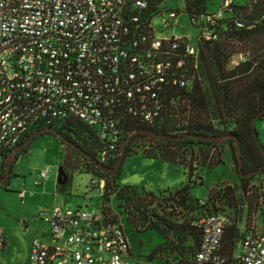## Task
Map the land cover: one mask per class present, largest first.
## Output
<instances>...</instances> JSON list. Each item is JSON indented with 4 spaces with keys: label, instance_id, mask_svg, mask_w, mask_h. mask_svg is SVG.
<instances>
[{
    "label": "built area",
    "instance_id": "2783aa9c",
    "mask_svg": "<svg viewBox=\"0 0 264 264\" xmlns=\"http://www.w3.org/2000/svg\"><path fill=\"white\" fill-rule=\"evenodd\" d=\"M167 1L149 14L148 0H0V149L14 150L34 125L79 121L96 131L105 163L123 144L124 118L157 120L169 87L193 80L186 66L197 68L198 42L216 40L219 21L234 6L254 3L223 0L216 13L193 14V45L186 36L166 34L186 14L185 0L176 10ZM49 173L41 169L34 184ZM39 216L48 232L33 240L30 264H154L134 259L120 218L62 206ZM233 224L224 213L194 221L202 232L197 263L223 264L219 249ZM4 244L0 233V250ZM237 257L240 264H264V231L244 232Z\"/></svg>",
    "mask_w": 264,
    "mask_h": 264
},
{
    "label": "trees",
    "instance_id": "16d2710c",
    "mask_svg": "<svg viewBox=\"0 0 264 264\" xmlns=\"http://www.w3.org/2000/svg\"><path fill=\"white\" fill-rule=\"evenodd\" d=\"M148 1V13L152 14L162 0ZM253 1L254 3L234 6L226 13L216 27V40L198 42L197 68H193L191 62L186 66H190L188 75L193 76V80L184 87H169L157 120L152 124H145L136 122L129 116L124 118L122 143L125 140L127 142L123 160L130 155L141 154L147 159L181 166L186 174V182L179 188L169 190L166 196L157 197L152 191L139 190L135 186H119L116 180L122 162L115 174H112L100 169L84 154L70 147L105 181L101 211L106 216L119 219L105 204L113 195L119 202V216L123 214L134 231H154L161 237V243L154 248L147 261L160 260V256H164L167 260L171 257L172 264H200L195 257L200 248L202 232L194 225V221L208 214L219 213L215 208L213 194H220L222 191L223 197L229 201L234 199V194L232 188L226 187L223 190L211 189L207 201L193 197L192 188L202 184V178L196 174L199 167L213 169L222 164L224 153L228 149L238 173L239 148L243 171L255 172L249 178H239L244 193L248 191V183L252 177L264 170V147L256 128L257 122L264 118V0ZM207 3L208 0H185L186 14L191 17L193 14L206 12ZM239 24L244 26L240 27ZM240 54L244 59L232 63L234 57ZM48 128L61 133L84 153L94 157L100 165L109 170L116 166L122 146L114 157H109L105 163L100 162L98 152L102 144L96 131L79 121L59 126L34 125L27 130L18 145L33 133ZM136 130L169 137L145 133L129 136ZM43 134L53 135L48 132L37 135ZM196 136L227 139L224 143H218ZM35 137L21 154L27 151ZM12 151L0 149L1 176L5 174L6 161ZM62 170L69 184L71 176L63 168ZM7 183H0V188L7 191ZM67 184H58V187L64 192ZM153 203L159 210L151 208ZM177 209L183 211L184 215L180 212L175 214ZM244 232L239 230L237 221L225 231L219 249L223 264H240L237 245Z\"/></svg>",
    "mask_w": 264,
    "mask_h": 264
},
{
    "label": "rangeland",
    "instance_id": "374dc122",
    "mask_svg": "<svg viewBox=\"0 0 264 264\" xmlns=\"http://www.w3.org/2000/svg\"><path fill=\"white\" fill-rule=\"evenodd\" d=\"M223 0H209L207 12L216 13ZM246 3L247 0H237ZM169 9H182L180 0H168ZM178 25L169 30L168 36H186L191 44L196 43V30L189 24V16L181 13L177 17ZM161 17L154 18V24L160 28ZM164 35V33H163ZM256 128L261 144L264 147V118L257 122ZM5 162V160H3ZM7 162V161H6ZM62 167L71 176L70 183L62 192L58 187V170ZM41 169H49V177L41 180L39 186H34ZM196 174L202 178V184L194 186L191 195L197 199L207 201L211 189H233L232 201L220 194H213L217 212L229 216L241 232L248 230L264 231V170L258 173L248 183L246 193L241 190L239 175L226 149L223 163L213 169L198 168ZM101 177L93 171V167L80 155L75 154L70 147L58 137L50 134L37 135L30 143L25 153H18L13 162L10 178L6 181L8 190L0 188V232L6 239L7 246L0 253V264H25V254L30 255L33 240L44 232L47 235L48 226L39 216L47 207L63 206L65 209L102 210L103 188L99 182ZM186 182V174L181 166L166 164L160 160L144 158L141 154H134L124 158L121 170L116 180L119 186H135L139 190L152 191L155 196H166ZM59 188V190H58ZM57 189V190H56ZM28 194L21 200L19 192ZM30 192H33L30 195ZM105 203V202H104ZM111 213L121 220L124 235L134 259L146 261L154 248L161 243V237L154 231L138 233L126 221L125 216H119V202L113 195L105 203ZM153 210H159L155 203ZM184 215L177 209L175 214ZM31 242L30 252H27ZM239 251V244L237 245ZM28 253V254H27ZM27 256V257H28ZM154 264H172L160 256Z\"/></svg>",
    "mask_w": 264,
    "mask_h": 264
},
{
    "label": "water",
    "instance_id": "95a60500",
    "mask_svg": "<svg viewBox=\"0 0 264 264\" xmlns=\"http://www.w3.org/2000/svg\"><path fill=\"white\" fill-rule=\"evenodd\" d=\"M46 132L55 135L60 140H62L64 143H66L69 146H71L72 148L76 149L78 152L84 154L85 157L88 158L89 160H91L92 162H94L97 165V167H99L100 169H103V170L110 171L112 174H115V172L118 170V168H119V166H120V164H121V162L123 160L124 147H125V144H126L127 140H125L123 142V144H122L121 152L119 154V158H118V162H117L116 166L113 169L109 170L108 168L100 165L94 159V157H92V156L84 153L81 149H79L78 147H76L75 144H73L71 141H69L68 139H66L61 133H59V132H57V131H55L53 129L48 128V129H44V130L35 132L32 135H30L23 143H21L20 145H18L8 155V158H7V167H6L5 175L3 177L0 175V183H4V182H6L9 179L10 172H11V168H12V164H13V162L16 161L18 153H20L24 149V147L31 141V139L33 137H35L39 133H46ZM136 133H145V134H149V135H152V136L163 137V138H168L169 137V136L161 135V134H158V133H155V132H151V131H146V130H136L134 132H131L129 134V136L130 135H133V134H136ZM196 138H202L204 140L214 141V142H218V143H224L226 141V139H227L225 137H206V136L205 137L196 136ZM237 154H238V174H239L240 178H249V177L253 176L255 174V172H244L243 171L239 148L237 150ZM262 168H264V166ZM67 181H68L67 176L64 173V171L62 170V168L60 167L59 170H58L57 183L59 185H65V184H67Z\"/></svg>",
    "mask_w": 264,
    "mask_h": 264
},
{
    "label": "crops",
    "instance_id": "0c3cea01",
    "mask_svg": "<svg viewBox=\"0 0 264 264\" xmlns=\"http://www.w3.org/2000/svg\"><path fill=\"white\" fill-rule=\"evenodd\" d=\"M166 164H167V163H166ZM35 181H36V180H35ZM35 181H34V182H35ZM34 182H33V183H34ZM34 186H39V185H35V184H34ZM56 190H57V189H56ZM25 192H26V191H25ZM27 194H28V193L26 192V195H27ZM32 194H33V192H30V195H32ZM25 197H26V196H25ZM25 197H24V198H25ZM24 198H23V199H24ZM23 199H21V200H23ZM62 207H63V206H62ZM0 233H1V232H0ZM2 235H3V234H2ZM43 235H45V233H44V232H41V234H40L39 236H37V237H40V236H43ZM37 237H36V238H37ZM4 241H5V245H4V247L0 250V253H1V252L6 248V246H7V243H6V239H5V238H4ZM30 247H31V242L28 244L27 252H28V251L30 252ZM27 254H28V253H27ZM28 255H29V254H28ZM28 255H27V256H28ZM27 256H26V254H25V258H26V259H25V264H29V256H28V257H27Z\"/></svg>",
    "mask_w": 264,
    "mask_h": 264
},
{
    "label": "flooded vegetation",
    "instance_id": "af4514ba",
    "mask_svg": "<svg viewBox=\"0 0 264 264\" xmlns=\"http://www.w3.org/2000/svg\"><path fill=\"white\" fill-rule=\"evenodd\" d=\"M65 144H66V143H65ZM67 145H68V144H67ZM68 146H69V145H68ZM69 147H71V146H69ZM71 148H72V147H71ZM15 162H16V161H15ZM4 175H5V174H3L2 177H3ZM9 178H10V176H9Z\"/></svg>",
    "mask_w": 264,
    "mask_h": 264
}]
</instances>
